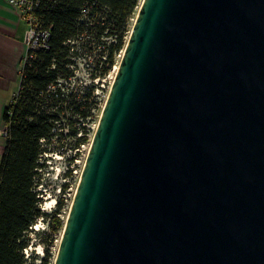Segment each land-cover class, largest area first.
I'll return each mask as SVG.
<instances>
[{
  "label": "water",
  "instance_id": "obj_1",
  "mask_svg": "<svg viewBox=\"0 0 264 264\" xmlns=\"http://www.w3.org/2000/svg\"><path fill=\"white\" fill-rule=\"evenodd\" d=\"M55 264H264V0H143Z\"/></svg>",
  "mask_w": 264,
  "mask_h": 264
},
{
  "label": "trees",
  "instance_id": "obj_2",
  "mask_svg": "<svg viewBox=\"0 0 264 264\" xmlns=\"http://www.w3.org/2000/svg\"><path fill=\"white\" fill-rule=\"evenodd\" d=\"M139 6L140 0H38L35 15L41 29L50 32L48 47L32 52L24 63L19 93L4 113L0 264L31 262L25 254L30 233L46 215L37 190L45 161L53 158L46 154L65 156L89 142L99 101L94 86L72 88L71 65L82 56L93 66V78L107 76L127 45ZM55 221L57 231L65 228L60 218ZM45 250L39 264H53L48 245Z\"/></svg>",
  "mask_w": 264,
  "mask_h": 264
},
{
  "label": "rangeland",
  "instance_id": "obj_3",
  "mask_svg": "<svg viewBox=\"0 0 264 264\" xmlns=\"http://www.w3.org/2000/svg\"><path fill=\"white\" fill-rule=\"evenodd\" d=\"M142 3L143 0H140V6L133 19L130 21V30L126 38L127 44ZM125 49L118 55L116 64L105 83V89L101 92V106L96 113L97 115L94 123L90 125L92 132L89 142L81 148L75 159H72L74 153L69 150H67L69 156L64 159L62 157H53L50 160L47 159L45 161V168L38 176L39 186L37 190L41 192L42 210L46 215L44 218H40L37 221V224L33 226V231L30 233L31 243L27 248L31 260L29 264L40 263V260L46 255L45 245H48L52 254L53 264H55L57 260L63 242L65 228L57 231L55 219L58 217L65 225L67 223L79 190L81 178L91 148V142L94 139L102 110L106 105L115 76L117 75L115 74L116 67L121 63ZM57 211L59 212L57 213ZM36 233H38V235Z\"/></svg>",
  "mask_w": 264,
  "mask_h": 264
},
{
  "label": "crops",
  "instance_id": "obj_4",
  "mask_svg": "<svg viewBox=\"0 0 264 264\" xmlns=\"http://www.w3.org/2000/svg\"><path fill=\"white\" fill-rule=\"evenodd\" d=\"M27 25L7 0H0V131L5 129L4 113L21 83L27 48L24 35ZM6 149V138L0 137V164Z\"/></svg>",
  "mask_w": 264,
  "mask_h": 264
},
{
  "label": "built area",
  "instance_id": "obj_5",
  "mask_svg": "<svg viewBox=\"0 0 264 264\" xmlns=\"http://www.w3.org/2000/svg\"><path fill=\"white\" fill-rule=\"evenodd\" d=\"M16 10L18 11L19 18L21 22L25 23L27 25V29L25 31L24 35V43L27 48V53L25 56L24 63L28 61L29 58H32L31 53L34 51H38L41 48H47V42L50 37V32L48 30L41 29L38 20L35 15V9L38 6V0H7ZM75 64L71 65V69L74 72V76L70 78V82L72 85V88H78L82 87L85 89H90L94 86V95L98 98L99 101V108L101 106V92L105 89V83L107 82V79L112 71L105 76L102 77H95L93 78V72L94 68L92 65H90L89 61H86L83 59L82 56H78L75 59ZM116 79V77H115ZM115 82V80H114ZM113 82V84H114ZM113 87V85H112ZM111 87V89H112ZM20 89V86H19ZM19 89L15 93V96L19 93ZM111 92V91H110ZM110 95V94H109ZM109 98V96H108ZM107 103V102H106ZM105 108V107H104ZM103 108V110H104ZM102 110V113H103ZM102 116V114H101ZM101 119V117H100ZM100 123V121H99ZM0 137H7V131L6 128L4 130L0 131ZM83 145L82 147H84ZM81 147V148H82ZM81 149L76 150L74 153V156H76L77 152ZM62 157L63 159L67 155H62L59 153L56 154H46V157ZM26 258L30 259V255L28 253V250H25Z\"/></svg>",
  "mask_w": 264,
  "mask_h": 264
},
{
  "label": "bare ground",
  "instance_id": "obj_6",
  "mask_svg": "<svg viewBox=\"0 0 264 264\" xmlns=\"http://www.w3.org/2000/svg\"><path fill=\"white\" fill-rule=\"evenodd\" d=\"M119 66H120V64L116 67V70H115V74H117V72H118V70H119ZM116 77V76H115ZM99 127V124H98V126H97V128ZM93 142V141H92ZM92 142H91V146H92ZM91 149V148H90ZM90 152V151H89Z\"/></svg>",
  "mask_w": 264,
  "mask_h": 264
}]
</instances>
